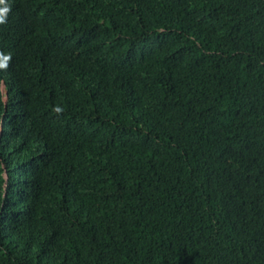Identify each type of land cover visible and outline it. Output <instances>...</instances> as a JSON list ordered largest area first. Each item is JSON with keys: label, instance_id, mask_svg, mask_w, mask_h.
<instances>
[{"label": "trees", "instance_id": "trees-1", "mask_svg": "<svg viewBox=\"0 0 264 264\" xmlns=\"http://www.w3.org/2000/svg\"><path fill=\"white\" fill-rule=\"evenodd\" d=\"M16 3L0 264H264V0Z\"/></svg>", "mask_w": 264, "mask_h": 264}, {"label": "clouds", "instance_id": "clouds-1", "mask_svg": "<svg viewBox=\"0 0 264 264\" xmlns=\"http://www.w3.org/2000/svg\"><path fill=\"white\" fill-rule=\"evenodd\" d=\"M17 7L16 0H0V23H4L6 21L7 15L11 16L12 11ZM10 59V56L4 55V60L7 61ZM7 63H0V68H6ZM5 85V83H4ZM5 99H8L7 92H6V97ZM3 130V135L4 136V128L3 124L0 125V132ZM0 137V139L2 138Z\"/></svg>", "mask_w": 264, "mask_h": 264}, {"label": "water", "instance_id": "water-1", "mask_svg": "<svg viewBox=\"0 0 264 264\" xmlns=\"http://www.w3.org/2000/svg\"><path fill=\"white\" fill-rule=\"evenodd\" d=\"M7 100V99H6ZM2 135H3V130H1V132H0V137H2Z\"/></svg>", "mask_w": 264, "mask_h": 264}]
</instances>
